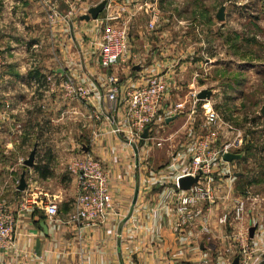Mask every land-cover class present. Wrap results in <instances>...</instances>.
Instances as JSON below:
<instances>
[{"label": "crops", "instance_id": "obj_1", "mask_svg": "<svg viewBox=\"0 0 264 264\" xmlns=\"http://www.w3.org/2000/svg\"><path fill=\"white\" fill-rule=\"evenodd\" d=\"M101 1L46 0L57 15L56 25L49 29L37 0H0V201L16 218L14 244L0 251V264H227L237 255L233 235L245 228L254 229L248 244L254 249L255 263L264 264L263 171L258 150L241 145L230 152L239 160L216 163L212 201L193 208L192 220L181 226L176 194L178 175L189 157L185 128L189 115L180 113L166 123L169 118L160 114L147 139L136 144L135 155L125 139L111 132L107 116L96 121L81 102L66 96L62 86L66 77L101 93L110 72L119 81L134 78L130 71L162 74L172 82L174 72L165 54H158L159 49L140 33L112 71L99 67L89 28H98L106 11L121 17V10L131 7L130 0H107L96 20H81ZM68 12L73 19L65 23ZM156 36L159 40L162 34ZM171 100L167 97L163 106L182 102ZM94 102L91 110L100 111L102 99ZM180 123L183 137L173 151L176 132H164ZM166 142L170 145L162 151ZM35 147L34 168L28 169L23 164ZM84 154L105 167L113 212L78 235L69 221L76 178L68 169ZM227 169L231 176L225 175ZM23 171L26 187L18 191ZM48 201L58 208L53 220L45 214ZM237 201L245 203L239 222L233 219ZM225 216L227 223L220 224Z\"/></svg>", "mask_w": 264, "mask_h": 264}, {"label": "rangeland", "instance_id": "obj_2", "mask_svg": "<svg viewBox=\"0 0 264 264\" xmlns=\"http://www.w3.org/2000/svg\"><path fill=\"white\" fill-rule=\"evenodd\" d=\"M130 3V9L121 10L117 21L124 19L131 44L140 33L152 41L153 49H159L158 54H165L163 58L174 72L167 97L186 103L183 115L191 113L194 119L185 121L193 127L192 141L206 137L203 105L208 104L220 120L213 145L216 149L228 146L229 152H236L241 145L258 150L264 191V114H261L264 0H130ZM222 6L223 21L219 22L216 16ZM154 14L158 22L150 30L148 24ZM97 31L98 28H89V33ZM161 34L158 40L156 35ZM128 75L135 73L129 71ZM119 82L122 84L124 80ZM201 91L210 92V98L198 100ZM192 99L198 101L191 109ZM181 124L169 125L164 132L165 135L176 132L173 151L183 137L179 132ZM162 144V151L170 145Z\"/></svg>", "mask_w": 264, "mask_h": 264}, {"label": "built area", "instance_id": "obj_3", "mask_svg": "<svg viewBox=\"0 0 264 264\" xmlns=\"http://www.w3.org/2000/svg\"><path fill=\"white\" fill-rule=\"evenodd\" d=\"M37 2L45 13L48 28L51 29L56 25V9L50 6L46 0H37ZM152 17L148 24L150 30L154 29L158 22L156 14ZM71 19H73L72 13L68 12L62 21L68 23ZM118 19V16L106 11L105 15L98 21L97 33L93 35L95 39L93 56L99 67L105 72L112 71L130 51V38L126 23L125 21L119 23ZM2 65L0 51V73ZM135 75L134 78L128 77L121 84L113 73L106 74L105 88L102 93L96 88L88 89L82 81L75 82L71 77H66L62 86L69 99L81 102L90 110L92 119L98 121L101 117L107 116L111 132L117 137L125 139L137 155L136 144L147 139V135L145 139L142 138L143 132L149 131L157 118L160 117L159 115L162 114V117L170 118L183 113L186 103L178 102L172 106L164 107L170 83L167 78L162 74L153 73L140 72ZM95 99H102L103 101V107H100L98 112L95 109L92 111V106H90V103L94 102ZM197 101L194 99L191 102V109ZM203 109L205 110L206 137L199 142L192 141L193 127L191 123L188 122L187 127L190 137L187 144L189 157L187 165L178 175V179L198 177V180L189 190L182 191L178 188L175 212L178 216L177 223L181 226L192 220L193 208H196L200 203L212 201L214 166L216 163L224 161L223 156L231 152H229L228 146L216 149L213 145L215 129L219 127L220 120L210 105L204 104ZM191 116L190 113L188 121L193 119ZM68 170L76 178V194L71 205L72 213L69 215V221L77 227L79 235L81 229L103 223L112 214L113 204L109 178L101 162L89 154H84L81 158L75 159ZM231 174V171L227 169L225 175L231 176ZM58 213L56 204L48 201L45 205L47 219H55ZM244 214V201L235 202L233 208L234 221H242ZM219 223L226 224V216L221 218ZM15 236V215L4 202L0 201V251L10 249L14 244ZM249 239L248 228L241 229L233 235V241L237 246V264H256L254 249L248 244ZM233 261L231 259L227 261V264H233Z\"/></svg>", "mask_w": 264, "mask_h": 264}, {"label": "water", "instance_id": "obj_4", "mask_svg": "<svg viewBox=\"0 0 264 264\" xmlns=\"http://www.w3.org/2000/svg\"><path fill=\"white\" fill-rule=\"evenodd\" d=\"M107 4V0H103L101 1L98 5H96L95 7L90 8L87 13L81 18V20L84 21H89V20H96L98 18V16L105 10ZM223 11H224V7L222 6L216 16L217 21L221 22L223 21ZM134 71L139 70V67H134L133 69ZM211 96V93L208 91H201L200 93H198L197 98L198 100H208ZM261 114H264V107L261 110ZM174 118H169L166 123L173 121ZM147 135V130H145L143 132L142 138L145 139ZM136 153V151H135ZM35 154H36V147L31 151L28 159L24 162V166L28 169H32L34 168V160H35ZM240 156L239 155H235V154H231V153H227L223 156V160L225 162H232V161H236L239 160ZM25 172L23 171L20 175V179H19V183L17 186V190L18 191H23L26 187V183H25ZM198 180V177L195 178H191V177H183L180 178L178 180V188L182 191H186L189 190L191 188L192 185L196 184ZM40 226L45 230V227L43 225V223H40ZM253 232L254 229L250 228L249 229V238L253 237ZM238 263V259L235 258L233 261V264H237Z\"/></svg>", "mask_w": 264, "mask_h": 264}]
</instances>
